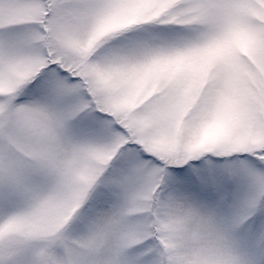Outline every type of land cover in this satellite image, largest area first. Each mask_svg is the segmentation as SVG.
Instances as JSON below:
<instances>
[{
  "label": "snow or ice",
  "instance_id": "6c2138e0",
  "mask_svg": "<svg viewBox=\"0 0 264 264\" xmlns=\"http://www.w3.org/2000/svg\"><path fill=\"white\" fill-rule=\"evenodd\" d=\"M0 264H264V0H0Z\"/></svg>",
  "mask_w": 264,
  "mask_h": 264
}]
</instances>
